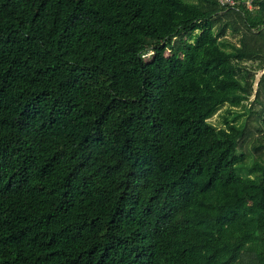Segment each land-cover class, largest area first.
Masks as SVG:
<instances>
[{
  "label": "trees",
  "instance_id": "trees-1",
  "mask_svg": "<svg viewBox=\"0 0 264 264\" xmlns=\"http://www.w3.org/2000/svg\"><path fill=\"white\" fill-rule=\"evenodd\" d=\"M261 71L264 0H0V264H264Z\"/></svg>",
  "mask_w": 264,
  "mask_h": 264
},
{
  "label": "rangeland",
  "instance_id": "rangeland-1",
  "mask_svg": "<svg viewBox=\"0 0 264 264\" xmlns=\"http://www.w3.org/2000/svg\"><path fill=\"white\" fill-rule=\"evenodd\" d=\"M227 35H228V37L230 38V39H232V35L230 34V31H228V33H227ZM235 41H237L238 39L236 38V39H234ZM264 74V71H261V72H259V75H258V81H257V84H256V89L258 90L259 89V84H260V79H261V77H262V75ZM257 90H256V92H257ZM259 91V90H258ZM256 99V96H253L252 97V99H251V101L252 100H255ZM259 107V106H258ZM257 107V108H258ZM261 106H260V110H261ZM227 110H228V106H225V107H223L211 120H210V122L213 124V125H215V126H217V127H222L223 126V122H224V117L227 115ZM243 110L242 109H235L233 112H242ZM247 120H248V118H247V116H244V117H242L241 119H240V121H241V123H244V122H247ZM248 128H251V122H250V124L248 123ZM251 134V133H250ZM253 135H256L255 133H253ZM248 150H250L251 148H247ZM243 151H245V150H243ZM250 163H248V165H249Z\"/></svg>",
  "mask_w": 264,
  "mask_h": 264
},
{
  "label": "built area",
  "instance_id": "built-area-1",
  "mask_svg": "<svg viewBox=\"0 0 264 264\" xmlns=\"http://www.w3.org/2000/svg\"><path fill=\"white\" fill-rule=\"evenodd\" d=\"M256 0H219L220 6L225 10L230 9H238L241 5H246V7L251 10L253 5H255ZM153 52H151L149 56H152Z\"/></svg>",
  "mask_w": 264,
  "mask_h": 264
},
{
  "label": "clouds",
  "instance_id": "clouds-1",
  "mask_svg": "<svg viewBox=\"0 0 264 264\" xmlns=\"http://www.w3.org/2000/svg\"><path fill=\"white\" fill-rule=\"evenodd\" d=\"M153 55H154V53H153ZM153 55H152V56H153ZM152 56H149V57H148V55H147V56H144V58L149 59V58H151Z\"/></svg>",
  "mask_w": 264,
  "mask_h": 264
}]
</instances>
